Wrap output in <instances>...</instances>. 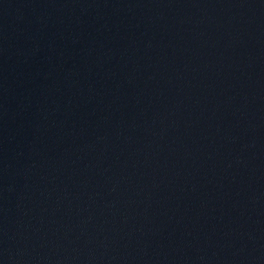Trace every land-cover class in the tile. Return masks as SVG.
<instances>
[{
    "label": "water",
    "instance_id": "water-1",
    "mask_svg": "<svg viewBox=\"0 0 264 264\" xmlns=\"http://www.w3.org/2000/svg\"><path fill=\"white\" fill-rule=\"evenodd\" d=\"M0 264H264V0H0Z\"/></svg>",
    "mask_w": 264,
    "mask_h": 264
}]
</instances>
